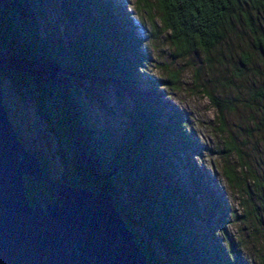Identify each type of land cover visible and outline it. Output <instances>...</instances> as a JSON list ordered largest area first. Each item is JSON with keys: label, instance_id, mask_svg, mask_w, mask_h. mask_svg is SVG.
I'll return each instance as SVG.
<instances>
[{"label": "trees", "instance_id": "obj_1", "mask_svg": "<svg viewBox=\"0 0 264 264\" xmlns=\"http://www.w3.org/2000/svg\"><path fill=\"white\" fill-rule=\"evenodd\" d=\"M75 1L83 5L80 12L85 20L82 30L63 44L48 29L43 37L36 32V20L45 21L44 0H0V84L7 80L23 92L38 117L60 141L62 173L55 181L109 194L148 264H225L216 248L209 246L212 233L190 230L191 220L186 219H196L198 213L194 197L175 178L172 164L177 159L175 143L184 135L177 111L170 109L171 113L165 116L157 97L139 101L133 124L119 139L94 125L82 100L85 85L111 87L134 98L135 71L143 65L138 56L140 43L124 26L118 8L114 13L104 0ZM70 2L65 1L63 8L68 9L65 5ZM134 3L141 21L145 16L153 33L155 21L167 32L176 55L195 50L208 53L241 27L262 67L255 66V60L247 53H241L240 62L248 74L264 77V0ZM103 23L118 26L112 36H108ZM240 74L239 70L236 76ZM207 96L222 126V105L210 94ZM13 129L20 142L18 129ZM32 152L48 176L42 157ZM219 155L225 180L238 187L241 168L235 173L228 159L234 155L241 160L240 148L227 137ZM23 182L30 205L38 192L50 199L45 184L28 178H23ZM140 233L157 244L158 254Z\"/></svg>", "mask_w": 264, "mask_h": 264}, {"label": "rangeland", "instance_id": "obj_2", "mask_svg": "<svg viewBox=\"0 0 264 264\" xmlns=\"http://www.w3.org/2000/svg\"><path fill=\"white\" fill-rule=\"evenodd\" d=\"M65 1L68 0H44L45 21L35 22L39 36L43 37L48 29L65 44L82 30L83 5L70 0L71 5H65V9ZM104 3L114 11L119 9L124 26L140 43L138 56L143 65L135 71L134 98L111 87L85 85L82 100L94 125L119 139L133 124L139 101L157 97L165 116L170 109L176 110L183 121L184 135L175 143L177 159L172 164L175 178L194 197L198 218H186L191 220L190 230L212 233L209 246L216 248L225 264H264V77L248 74L240 62L241 53H247L255 66L262 67L247 34L237 27L234 34L208 53L195 50L176 55L167 32L156 21L155 33L145 16L141 21L134 0ZM110 11L115 17L116 11ZM261 22L264 24V15ZM103 24L108 36L118 27L115 23ZM1 88L7 119L18 129L22 146L39 154L48 176L57 180L62 173L57 136L38 117L23 92L7 80L2 81ZM207 94L222 105V126ZM227 137L241 151V160L234 155L228 159L235 173L241 168L238 187L228 184L222 173L219 151ZM140 234L158 254L157 244Z\"/></svg>", "mask_w": 264, "mask_h": 264}, {"label": "water", "instance_id": "obj_3", "mask_svg": "<svg viewBox=\"0 0 264 264\" xmlns=\"http://www.w3.org/2000/svg\"><path fill=\"white\" fill-rule=\"evenodd\" d=\"M23 178L45 184L27 202ZM0 264H148L107 193L55 181L10 125L0 84Z\"/></svg>", "mask_w": 264, "mask_h": 264}]
</instances>
